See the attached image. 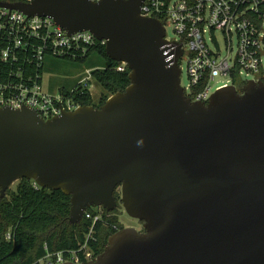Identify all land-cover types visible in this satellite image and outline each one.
I'll use <instances>...</instances> for the list:
<instances>
[{
    "label": "water",
    "instance_id": "95a60500",
    "mask_svg": "<svg viewBox=\"0 0 264 264\" xmlns=\"http://www.w3.org/2000/svg\"><path fill=\"white\" fill-rule=\"evenodd\" d=\"M142 2L0 3L91 33L129 70L128 87L99 108L49 120L0 109V200L32 181L69 197L68 222L79 224L92 207L116 210L119 188L143 232L117 231L86 264H264V83L192 102L180 85L181 46L167 52L164 26L140 15Z\"/></svg>",
    "mask_w": 264,
    "mask_h": 264
},
{
    "label": "built area",
    "instance_id": "2783aa9c",
    "mask_svg": "<svg viewBox=\"0 0 264 264\" xmlns=\"http://www.w3.org/2000/svg\"><path fill=\"white\" fill-rule=\"evenodd\" d=\"M0 3L15 4L8 0ZM140 15L158 20L164 29L170 25L175 37L168 39L165 34V47L173 53L176 45L181 46L178 67L184 59L189 82L187 88L181 87L192 102L205 104L213 93L228 87L238 91L250 82L264 83V0H143ZM97 44L105 47V41H97L89 32L69 34L50 18L28 17L0 7V109H28L49 120L81 107L74 95L86 91L91 96V70L85 69L84 77L72 88L48 92L43 86L44 66L47 59L82 60ZM126 69V64L119 63L115 71ZM194 88L198 90L193 92ZM90 209L96 213L86 210L83 214L91 223L83 244L47 254L35 264L93 261L89 248L93 227L105 210Z\"/></svg>",
    "mask_w": 264,
    "mask_h": 264
},
{
    "label": "trees",
    "instance_id": "16d2710c",
    "mask_svg": "<svg viewBox=\"0 0 264 264\" xmlns=\"http://www.w3.org/2000/svg\"><path fill=\"white\" fill-rule=\"evenodd\" d=\"M62 62L89 67L93 82L104 92L97 103L93 102L88 92H77L74 100L79 106L99 108L110 95L123 92L129 85V70L116 72L115 68L119 63L110 60L105 47L99 44L82 60ZM197 90L194 88L193 92ZM238 92H241L240 88ZM32 184V181L21 180L14 189H8L5 197L0 200V264H35L47 254L78 249L85 241L91 223L84 218L79 224L68 222L69 197L60 191L35 188ZM115 191L114 198L118 206H121L120 189ZM117 211V208L110 213L103 211L102 220L93 227L94 239L89 248L94 253V260L104 251L108 238L123 229L117 218ZM87 212L96 213L93 209H87Z\"/></svg>",
    "mask_w": 264,
    "mask_h": 264
},
{
    "label": "rangeland",
    "instance_id": "374dc122",
    "mask_svg": "<svg viewBox=\"0 0 264 264\" xmlns=\"http://www.w3.org/2000/svg\"><path fill=\"white\" fill-rule=\"evenodd\" d=\"M165 34H166V38L168 39H173L175 37L170 25H165ZM217 42L221 47L222 42L218 36H217ZM179 67L181 69L180 84L183 88H187L189 82L186 75V70H185L186 63L184 59H181L179 61ZM85 68L86 67L83 66L81 67L79 64H67L62 61L47 59L46 64L44 66L43 86L48 92H53L58 89L68 90L73 86H75L84 77ZM90 93L94 103H97L101 95L104 94V92L100 89V87L93 81L91 82ZM16 183L17 182L13 183L9 189H14ZM117 209H118L117 218L119 220L120 225H122L123 228L131 227L136 229L138 232L142 230V223L130 219L124 213L121 206H118ZM97 210L102 211L101 208H98Z\"/></svg>",
    "mask_w": 264,
    "mask_h": 264
},
{
    "label": "flooded vegetation",
    "instance_id": "af4514ba",
    "mask_svg": "<svg viewBox=\"0 0 264 264\" xmlns=\"http://www.w3.org/2000/svg\"><path fill=\"white\" fill-rule=\"evenodd\" d=\"M115 192H116V191H115ZM115 192H114V193H115ZM117 206H118V204H117ZM130 219H132V218H130ZM132 220H134V219H132ZM134 221H137V220H134Z\"/></svg>",
    "mask_w": 264,
    "mask_h": 264
}]
</instances>
